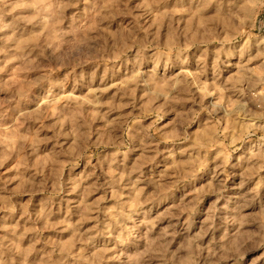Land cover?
<instances>
[{"label": "rangeland", "instance_id": "1", "mask_svg": "<svg viewBox=\"0 0 264 264\" xmlns=\"http://www.w3.org/2000/svg\"><path fill=\"white\" fill-rule=\"evenodd\" d=\"M0 264H264V0H0Z\"/></svg>", "mask_w": 264, "mask_h": 264}]
</instances>
